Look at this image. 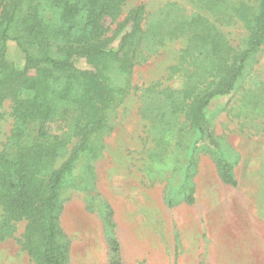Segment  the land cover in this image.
Returning a JSON list of instances; mask_svg holds the SVG:
<instances>
[{
	"label": "rangeland",
	"instance_id": "obj_1",
	"mask_svg": "<svg viewBox=\"0 0 264 264\" xmlns=\"http://www.w3.org/2000/svg\"><path fill=\"white\" fill-rule=\"evenodd\" d=\"M174 3L187 7L185 0H126L108 35L137 5L145 6L146 22L153 24ZM212 21L236 51L243 47L241 23ZM183 47L180 39L145 52L127 88L111 65L105 68L112 86L124 90L107 114V128L91 141L101 148L90 162L92 170L82 157L60 192V227L70 247L67 264H108L105 205L113 212L122 264H264V46L247 61L235 89L205 110L216 149L200 141L184 115L169 106L167 91H181L188 75L192 82L208 81L207 73L194 74L192 67L183 77L169 73ZM6 60L17 69L24 66L14 42L7 44ZM75 66L88 68L83 60ZM11 108L10 99L0 105V150L13 126ZM48 128L51 135L62 132L60 123ZM192 150L195 193L194 203L187 204L179 186ZM220 155L233 166L236 187L220 181ZM64 159L59 157L57 165ZM1 215L0 209V223ZM23 228V222L16 223L13 233L0 240V264H34L18 242Z\"/></svg>",
	"mask_w": 264,
	"mask_h": 264
},
{
	"label": "trees",
	"instance_id": "obj_2",
	"mask_svg": "<svg viewBox=\"0 0 264 264\" xmlns=\"http://www.w3.org/2000/svg\"><path fill=\"white\" fill-rule=\"evenodd\" d=\"M185 1L188 8L174 3L153 24L146 22L145 6L137 5L109 36V26L116 23L126 0H0V105L10 99L13 118L0 150V240L23 222L18 242L34 264L68 262L69 242L60 227V192L82 157L87 170H92L90 162L99 157L101 148L92 147L91 141L107 128V114L124 90L112 86L107 65L124 78L127 88L145 52L181 39L184 47L169 73L183 77L192 67L194 74L207 73L208 81L192 82L188 75L181 91H167L169 106L184 115L208 148L218 147L205 110L213 99L235 89L247 61L264 46V0ZM212 18L221 24L241 23L243 47L236 51ZM8 42L24 55L22 69L7 62ZM76 60L85 61L88 68H77ZM51 123L62 125L59 135L49 133ZM59 157L65 159L57 165ZM195 164L192 150L179 186L187 204L194 203L190 180ZM216 167L222 183L237 186L227 159L220 155ZM102 221L108 264H122L108 205Z\"/></svg>",
	"mask_w": 264,
	"mask_h": 264
}]
</instances>
